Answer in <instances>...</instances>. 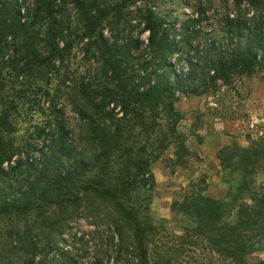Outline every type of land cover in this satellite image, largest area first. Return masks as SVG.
<instances>
[{
	"label": "trees",
	"instance_id": "16d2710c",
	"mask_svg": "<svg viewBox=\"0 0 264 264\" xmlns=\"http://www.w3.org/2000/svg\"><path fill=\"white\" fill-rule=\"evenodd\" d=\"M192 1L178 24L156 0H0V91L10 80L15 100L52 99L37 143L22 145L17 104L0 100V264H264L252 260L264 252V139L217 152V195L204 176L181 190L170 206L179 233L151 211L154 164L169 151L175 168L190 158L180 99L243 79L264 86V0H219L208 38L210 0ZM77 47L88 69L70 78ZM52 81L50 94L40 85ZM62 96L77 139L60 119ZM80 219L100 237L91 261L79 252L92 238L72 231Z\"/></svg>",
	"mask_w": 264,
	"mask_h": 264
},
{
	"label": "rangeland",
	"instance_id": "374dc122",
	"mask_svg": "<svg viewBox=\"0 0 264 264\" xmlns=\"http://www.w3.org/2000/svg\"><path fill=\"white\" fill-rule=\"evenodd\" d=\"M207 7L209 8L206 15L207 21L200 26L204 38H208L219 32L216 23V20L219 18V0H210V4L208 3ZM156 9L159 14H167L170 19L175 18L179 24L183 22L186 17L193 16L194 3L192 0H156ZM132 10L134 9L132 8ZM146 38L147 34L141 36V40L144 44L147 43ZM144 47L145 46H143V48ZM87 69V62L83 60L79 48H75L69 58L68 66L63 68V72L70 78H77L86 73ZM40 86L44 90L49 91L50 94L56 90L55 81L49 82L48 85L41 84ZM12 87L13 84L9 80L8 86L3 91H0V100H12L15 102V105L17 104L15 108L11 109L10 121L15 128L13 138L15 142L20 145L25 144V142L37 143V141H35L36 128H42V125L47 120V117L41 114V110H47L52 99L50 100V98L41 94L27 92L25 95L28 101L24 102V100L21 101V99L15 100L17 92L13 91ZM31 101L35 102V105L31 113H26L25 110L29 105L28 103ZM55 104H57V108L61 110V121L72 132L74 138L77 139L82 128H80L81 125L77 115L73 111L71 103H69L66 96H62L55 100ZM176 109L179 111L182 118L179 123V132L183 134L186 140L190 158L193 156L197 157V152H200L197 145H201L203 139L204 141L208 140V142H214L218 145L220 148L217 152L222 147L229 146L231 142H235L241 147H247L250 140L264 139V86L255 79H243L237 82L233 87H221L215 96L208 95L197 98H181ZM189 159L186 168L188 171L194 172L195 167L188 164ZM169 160H171L170 151L164 154L161 160L154 164L152 172L158 169L163 175L169 178V176H172L177 171L186 169L173 167ZM210 169L209 174H214L219 183V169L216 173L212 167ZM201 176L207 179L206 175L199 174L191 181L197 182ZM258 180L264 182L262 177H259ZM208 184L210 186V192L213 195H217L218 190L215 187L217 184ZM180 195L181 191L173 190L169 183L156 184L151 204L152 214L156 218L166 220L175 233L180 232L178 228V219L172 215L170 206ZM164 198L168 200L164 202V204L167 205V212L166 210H161L162 206L161 203H159L160 200ZM71 227L73 232L86 234L85 240L92 238L86 247L88 251L85 252L84 249V251L80 250L79 252V254H84L87 256V259L91 261L94 255V246L99 244L98 238L100 237L92 235L93 229L89 226V221L80 219L72 223ZM75 247L78 249L80 246L76 245ZM65 249L69 250L70 247H66ZM252 260H264V252L255 254ZM198 262L202 263V260Z\"/></svg>",
	"mask_w": 264,
	"mask_h": 264
},
{
	"label": "crops",
	"instance_id": "0c3cea01",
	"mask_svg": "<svg viewBox=\"0 0 264 264\" xmlns=\"http://www.w3.org/2000/svg\"><path fill=\"white\" fill-rule=\"evenodd\" d=\"M197 145V144H196ZM197 148L200 149V152H197V157H191L189 159L188 164L191 166L193 165L194 172L188 171L187 168L184 170L177 171L172 176H169V178L166 177V175H163L161 171L158 169H155L153 171V176L155 179V183L158 184H165L169 183L170 187L173 188V190H184L191 182L193 178H196L199 174H203L207 176V183H213L217 184L218 179L214 174H209L210 168L212 167L215 171V173L219 169L218 161L216 159V153L217 150L220 148L218 145H216L214 142H208V140L204 141L201 145H197ZM192 163V164H191ZM165 201H168L166 198L161 199L159 203H161V210H166V204H164Z\"/></svg>",
	"mask_w": 264,
	"mask_h": 264
}]
</instances>
